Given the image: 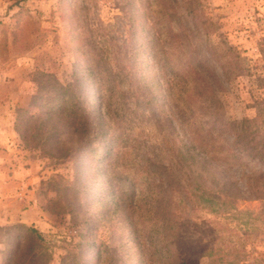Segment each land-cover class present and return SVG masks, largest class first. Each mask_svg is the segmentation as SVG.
Returning <instances> with one entry per match:
<instances>
[{
	"label": "rangeland",
	"instance_id": "rangeland-1",
	"mask_svg": "<svg viewBox=\"0 0 264 264\" xmlns=\"http://www.w3.org/2000/svg\"><path fill=\"white\" fill-rule=\"evenodd\" d=\"M188 6L197 8L195 20ZM167 25L184 31L199 57H209L206 63L221 82L213 99L205 94L201 101L205 95L195 93L197 103L189 108L190 77L178 99L161 79L171 78L156 64L164 41L171 57L190 60L186 49L180 51L184 40L167 44ZM90 66L100 80L97 93L84 95ZM69 84L84 95L82 111L93 110V122L115 137L102 158L106 171L94 165L96 148L73 155L68 131L55 133L54 114L76 116L63 104ZM147 95L153 97L148 107ZM217 106L228 124L250 119L252 129L264 130V0H0V264L75 263L72 255L83 240L97 246L87 247L85 264H119L111 258L124 253L129 256L121 264L146 263L131 226L113 209L114 195L105 197L111 180L136 207L130 216L147 249L145 231L154 240L151 228L166 222L150 209L161 181L170 189L167 222L180 227V249L190 264H264V164L243 158L226 166L242 191L223 190L210 168L199 165L203 155L219 160L228 153L231 134L213 142L215 151L198 147V131L205 132L199 121ZM189 111L196 121L183 124ZM169 116L174 120L168 122ZM74 119L83 124V118ZM185 190L192 195L189 203ZM27 227L36 228L42 240ZM155 258V264L164 261Z\"/></svg>",
	"mask_w": 264,
	"mask_h": 264
},
{
	"label": "trees",
	"instance_id": "trees-1",
	"mask_svg": "<svg viewBox=\"0 0 264 264\" xmlns=\"http://www.w3.org/2000/svg\"><path fill=\"white\" fill-rule=\"evenodd\" d=\"M188 15L191 16L192 20H195L197 17V8H194L193 6H188ZM125 19L128 20L129 24L131 26H134V22L131 20L133 19L132 16L125 15ZM194 27H196V22L194 21ZM167 30L169 33V40L167 44L170 48H172L174 42L180 43L181 40H184V43H181L184 47L180 51L184 52L186 49V52L188 53V56L190 57V60H180V58L177 55H174L173 57L170 56V51L168 49L163 48V44L159 46V59L156 61L157 66L160 68V70L166 71V73H169L170 79H166L162 77L166 84L171 87V91H174L175 98L178 99L180 89L182 88L181 84L183 82L188 81V78L190 77V83H192L191 88L186 93V99L187 102H189V108H192V103H197V98L194 97V94H201V95H208L207 99H213L215 96L213 89L220 88L221 82L218 77H215L213 75V65H209L208 60L209 57H204L201 55L199 57V51L198 49L192 45V47L189 45L188 41L186 40L184 31L181 30L178 32H172L170 31V27L167 25ZM160 32V31H159ZM134 30L129 31V35H131V42H133L134 39ZM139 41L138 39V33L136 31V42ZM176 45V44H175ZM178 44L177 46H179ZM167 55V56H164ZM197 59V60H195ZM203 59V60H201ZM204 70H199L200 65H205ZM221 67H224L222 64H220ZM147 66V65H146ZM93 68L90 66L89 69V82H85L82 87L85 89L83 91L84 95L85 93L89 95L92 91L90 89H93L94 92H96V86L99 83V78L95 76V80L92 77L93 74H91ZM222 73L225 76V70L221 69ZM103 71L108 73L109 75H113L112 70L110 67H106L103 64ZM211 71V72H210ZM209 72V77H206L205 73ZM171 73V74H170ZM204 73V74H203ZM191 75V76H190ZM157 78L160 80V75L157 76ZM223 81V80H222ZM226 81V80H225ZM95 84V85H94ZM204 89V92L201 91V87ZM61 85L58 84L57 87L59 88ZM95 88V89H94ZM55 89V88H54ZM67 92V98L63 101L64 106L68 109L75 112L76 116L74 115L73 120L68 117H60L56 114L55 117L58 118L57 121V129L55 130V133L59 135L61 131L65 132V129L70 134L69 138L72 139L75 146L72 147V150H69L74 152L73 155H81L82 156L85 153H88V151H94L96 148V156L98 159L92 155L94 158L95 163L94 165L98 164L100 167L103 166L104 171L107 169V164L103 165L102 158L107 156V153L110 151V148L113 147V145L116 144L115 137H110L108 134V128L107 127H101L96 125L93 122V116H91L92 111L90 110L87 113H84L81 109L82 105V99H80V96L83 97V93L75 89L74 85H67L65 87ZM185 91V90H182ZM97 93V92H96ZM95 93V94H96ZM95 94L92 96L94 97ZM205 96H202L199 100L204 101ZM212 95V96H211ZM161 97V96H159ZM59 100V97H58ZM153 100V97L150 95L145 96V100L143 101V104L145 106H149ZM198 100V107L199 108H205L201 104H199ZM94 107V106H92ZM170 107L173 108L171 113L174 112V108L176 105L173 103H170ZM218 107V106H217ZM58 112L62 109V106L58 107ZM73 114V113H72ZM158 115V114H157ZM202 115V114H201ZM78 118V120H83V124L78 125L75 122L74 118ZM97 118V116H96ZM169 118H171L169 120ZM90 121H89V120ZM174 120L172 116L167 117V121L170 122ZM181 121L183 124H193L196 121V115L194 112L189 111L185 118H181ZM250 122H253V120L245 119L237 126L228 124L227 121H225L223 117V113L219 114V107L218 109H208L206 112V117L199 121V130L201 128L205 129V132L201 134L198 131V147L201 149L202 152L204 151H215L216 146L213 145V142L217 144V138L221 137V135L225 134H231V140L227 143V146L225 150L228 152L227 156H223L222 158L216 159V158H210L205 155L201 156L199 160V165H201L202 169L210 168L211 175L214 174L213 181H215V184L219 187H223V190H226V188L230 189L231 191H242V189L237 185L236 181L227 174L226 166H233V165H239L240 160L243 158H246L248 160H254L259 162L260 164H264V130H258V129H252L250 126ZM204 124L202 126L201 124ZM173 126V124L171 123ZM197 127V125H194ZM235 127V128H234ZM238 129V130H237ZM211 131H216V134H211ZM106 136V137H105ZM192 139V138H191ZM103 141L100 147H94V143H97V141ZM65 143V142H64ZM63 143V144H64ZM60 143H57V145H63ZM112 145V146H111ZM56 147V144H55ZM71 147V146H70ZM60 149V147L58 148ZM105 149V150H104ZM88 150V151H86ZM68 152V153H69ZM198 163V161H197ZM155 167H158L156 163L152 164ZM164 167V165H161ZM100 175L102 176V173L100 172ZM249 182H247L246 189L248 190L251 188L248 185ZM162 182L159 183V194L157 202L156 200H153V202L150 204V209L154 212L155 218H161V220H166L165 223H163L159 227H153L150 230V227L146 228L150 231L155 230L156 235L154 237V240L152 239V234H150L149 231H145L146 236L148 237V241L150 242V249H147L144 244V237L140 233V229L136 226L135 222L131 218V213L133 208L136 207H130L129 200L126 199L123 195H121L122 191L120 189H117L114 184V182L111 180L110 187L105 190V197H109L110 195H114L113 202L114 210L119 215L120 220L122 223L125 224V226L130 225L132 229V233L135 235L137 240V245H139V249L143 251L146 257V263L143 264H155V256L156 255H162L164 261L162 264H190V261H188V257H186L185 254H183V250L180 249V241H179V235H180V227L174 225L173 223L167 222L170 219V213L169 210H167V207L169 205L170 201V189L168 186L162 187ZM105 189V188H104ZM252 189V188H251ZM183 199L185 202L189 203L190 201V195L188 191H181ZM261 195V194H260ZM259 194H254V199L260 198ZM192 196V195H191ZM113 200V201H114ZM27 230H29L32 235H34L38 240H42V237L40 233L37 231L36 228L27 227ZM89 246V247H88ZM168 246V248H166ZM87 247L88 248H97V246L94 243L87 244L86 241H82L79 246V251L76 254H73L74 257L76 255V261L75 263L68 264H85L84 258L82 257L83 254H87ZM83 248V249H82ZM147 255V256H146ZM127 255L124 254H116L112 256L111 261L114 260L115 262L119 260V264L127 262V258H125ZM78 258V259H77ZM121 261V262H120ZM142 264V262H140ZM61 264H65L63 261Z\"/></svg>",
	"mask_w": 264,
	"mask_h": 264
}]
</instances>
